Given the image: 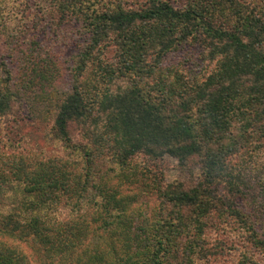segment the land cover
Instances as JSON below:
<instances>
[{"label": "trees", "instance_id": "1", "mask_svg": "<svg viewBox=\"0 0 264 264\" xmlns=\"http://www.w3.org/2000/svg\"><path fill=\"white\" fill-rule=\"evenodd\" d=\"M68 31L58 61L41 39ZM0 35L22 55L0 121L62 152L0 151V264H196L215 219L264 255L238 204L264 151V0H0ZM166 158L197 179L164 184Z\"/></svg>", "mask_w": 264, "mask_h": 264}, {"label": "rangeland", "instance_id": "2", "mask_svg": "<svg viewBox=\"0 0 264 264\" xmlns=\"http://www.w3.org/2000/svg\"><path fill=\"white\" fill-rule=\"evenodd\" d=\"M9 30L15 31V28ZM69 32V31H68ZM64 34V35H63ZM60 36V40L56 37L49 36L46 34L44 39H41L48 48L51 49L53 56L57 57L58 61L71 62L72 57L75 55L76 50L72 47L73 43L71 41L78 40V33L71 31L66 34L63 33ZM65 37V38H63ZM5 38L0 35V55L4 58L0 59V62H7L12 70L15 72L18 70V67L22 63L19 59L22 55H17L15 58L13 55L8 57V43H4ZM59 42V43H58ZM62 43V44H61ZM67 81V80H66ZM47 125V124H46ZM0 151L5 148H10L14 141L16 143L14 146L24 145L27 148L32 150H41V152H46L48 155L53 152L60 155L62 152L59 149L60 145H52L47 138V127L45 124H30L27 122L22 123L19 127H12L11 124L7 125V122L0 121ZM46 134V135H45ZM19 142V143H17ZM58 144V143H56ZM260 162L256 163V168L254 173L249 176L247 185L245 187L246 196L245 198L238 201L240 209L249 216L251 221L255 223L256 231L264 236V196L263 188L264 184L261 182L264 179V174L261 176V172L264 169V151L260 153ZM163 178L164 184L171 183H180L191 180H196L198 176V170H194L193 174H183V170L177 166V162L173 159L166 158L160 167L156 169V173L160 172ZM258 168V169H257ZM263 204V205H262ZM213 227L209 229L206 233L207 240L209 245L215 246L218 255L211 256L205 261H198L196 264H242L243 257H253L254 260L259 262V264H264V255L259 250L253 247L248 241V235L245 232L246 230L238 225V222L235 220H229L225 224L222 223V220L215 219L212 221Z\"/></svg>", "mask_w": 264, "mask_h": 264}]
</instances>
